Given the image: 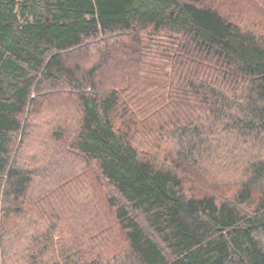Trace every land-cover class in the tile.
I'll return each mask as SVG.
<instances>
[{
    "label": "trees",
    "instance_id": "trees-1",
    "mask_svg": "<svg viewBox=\"0 0 264 264\" xmlns=\"http://www.w3.org/2000/svg\"><path fill=\"white\" fill-rule=\"evenodd\" d=\"M199 2L0 0L3 230L27 214L35 173L18 156L29 114L47 85L66 84L79 102L67 150L106 185L126 242L105 264H264V30ZM139 47L163 62V80L128 103L68 62L85 49L129 58ZM38 236L0 248V264H18Z\"/></svg>",
    "mask_w": 264,
    "mask_h": 264
},
{
    "label": "rangeland",
    "instance_id": "rangeland-1",
    "mask_svg": "<svg viewBox=\"0 0 264 264\" xmlns=\"http://www.w3.org/2000/svg\"><path fill=\"white\" fill-rule=\"evenodd\" d=\"M199 1L203 6L213 5L230 17L235 16L243 25L264 30V12L258 10L259 6L264 10V0H248L251 10L244 7L247 0ZM105 42L107 44L106 38ZM122 42L130 44L129 40ZM91 49L71 53L68 62L82 70L78 77L94 73L98 90L103 95L116 90L128 103L126 96L145 94L156 82L163 80L158 72L163 62L155 63L153 57L143 59L141 55L148 53H142L141 47V54L129 58L116 53L107 58V51L99 55ZM114 50L119 52L120 48H114L113 53ZM70 91L66 84L47 85L29 114L26 126L29 138L18 156L21 164L26 162L27 168L35 173L25 207L27 214L9 218L4 224L5 231L0 225L1 249L5 245H9V250L19 249L24 238L34 239L32 237L39 234L36 240L30 241L31 244H26L27 252L18 250V264H32L35 260L38 261L35 264H66L71 256L76 259L79 251L105 264L126 246L124 237L117 232L114 212L107 203L109 191L106 185L92 181L94 167L88 165L89 169L84 170L85 166L76 165L78 156L67 150L70 133L77 129L79 104ZM57 131L69 135L58 140L55 138ZM32 156L34 158L30 160ZM26 223L29 229L24 230ZM19 231H24V237ZM3 234H6L5 241ZM31 253L37 257L33 258Z\"/></svg>",
    "mask_w": 264,
    "mask_h": 264
}]
</instances>
